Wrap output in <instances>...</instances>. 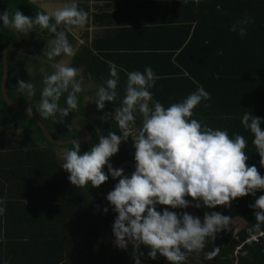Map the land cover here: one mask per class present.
I'll use <instances>...</instances> for the list:
<instances>
[{"label":"trees","instance_id":"16d2710c","mask_svg":"<svg viewBox=\"0 0 264 264\" xmlns=\"http://www.w3.org/2000/svg\"><path fill=\"white\" fill-rule=\"evenodd\" d=\"M7 8H18L28 16L39 10L30 5V0H0V13ZM158 9L162 11L159 15L162 20L146 22L144 25L143 42L135 51L137 53H134L137 58L131 65L122 63V69L117 67L119 95L114 102H106L104 109L114 117L100 124L102 132L105 135L109 131L119 134L115 109L124 95L125 72L138 70V62L142 60L145 64L143 67L151 66L159 77L150 91L153 99L165 107L181 101L199 87L209 92L211 98L202 100L194 109L193 118L213 128L227 129L230 136L234 132L244 135L248 141L245 150L249 155L247 164H255L261 175H264V168L259 164L260 157L252 144L253 135L241 124L245 112L264 118V0H199V3L195 0H164ZM245 15L254 18V22L245 26L247 35L241 37L238 32L230 31V27L235 21L245 18ZM154 30L161 31L156 36L160 38L161 44L153 45ZM35 31L47 33L39 27ZM16 39L8 28H4L0 35V129L1 123L26 131L33 127L35 138L39 141L40 137H46L41 127L28 117L25 94H21V102L16 109L10 107L3 96V51ZM96 48L101 50L102 47ZM86 52L89 54L84 57ZM9 55H12V51ZM94 55L90 47H85L83 53L74 58L72 65L83 66L89 77L99 78L105 73L109 78V63L106 59H115L109 55ZM11 59L7 91L10 100L14 101L20 79L14 74ZM142 68L139 71H143ZM42 87L39 91L35 90V105L40 100ZM78 98L76 110L84 111L82 98ZM64 104V97H61L60 105ZM70 120L65 118L57 126L71 136ZM140 122L141 118L137 115L133 129L138 128ZM261 127L264 128V121ZM1 142L7 143L3 135L0 137ZM96 142L98 135L94 131L92 141L81 143L82 151L88 150ZM38 143L31 139L30 132L23 133L14 142V161L3 165V175H10L14 182L2 183L0 188L5 190L8 187V192H11L10 188L14 186V195H10L14 199H9L3 205L6 212L0 215V264H125L128 251H113V236L108 231L111 223L110 219L108 222L106 220L108 214L103 213L102 204L92 202L85 187L70 185L65 170L62 173L60 170L65 177L57 179L58 163L52 160L48 170L43 153L45 150L38 151L35 148ZM21 146H26L27 150H20ZM134 151L131 138L122 142L119 152L113 156L114 167L117 168L125 160L135 164ZM124 170L130 174V167ZM116 182L109 176V180L102 184L103 192L112 190ZM29 192L32 193L30 196ZM261 194L264 193L257 192L256 196ZM254 199L251 195L238 198L232 201L231 208L217 206L215 209H206L203 205L202 208H187L201 218L205 211H219L229 215L232 220L242 218L245 225L235 236L227 229L221 230L214 241L206 242L202 251L188 255L184 264H264V234L248 232V228L255 223L253 210L248 206ZM13 204L14 215L11 212ZM106 207H109L111 214L114 213L107 200ZM214 247H219V254L214 259H207L205 254ZM245 252L247 255H244ZM166 261L164 257L158 256L152 264H165Z\"/></svg>","mask_w":264,"mask_h":264},{"label":"clouds","instance_id":"9594fccd","mask_svg":"<svg viewBox=\"0 0 264 264\" xmlns=\"http://www.w3.org/2000/svg\"><path fill=\"white\" fill-rule=\"evenodd\" d=\"M79 4L80 0H30V5L39 9L32 16L18 8L0 13L2 29L27 37L39 27L52 34L54 38L47 42L43 52L49 60L67 57L52 65L53 72L43 73V87L35 109L39 116L56 118L57 123H63L78 108V94L84 91L82 70L71 63L79 48L68 39L69 33L75 35V30L83 29L88 22L89 14ZM253 22L254 18L245 15L231 25L230 31L244 37L245 26ZM125 75L124 95L115 109L119 134L109 131L105 135L99 130L98 142L86 151L81 150L79 139H73L72 147L63 151L60 164L68 173L70 185L76 187H100L109 176L118 181L106 194L116 214L111 225L114 245L126 251L131 243L135 249L134 264H142L140 257L145 255L152 260L159 255L170 264H184L188 255L202 251L206 242L214 241L217 233L229 229L232 221L219 211H205L201 218L186 209L202 208L201 205L206 209L231 208L233 200L248 195L255 197L248 205L255 218L248 232L264 234V194L256 196L257 192L264 193V175L255 164H247V139L239 132L230 136L227 129L213 128L193 118L194 109L202 100H209L210 93L199 87L165 107L153 99L150 91L159 78L151 66H145L143 71H126ZM119 82L117 66L110 63L109 78L96 89L94 103L98 111L105 109L106 102L117 99ZM17 85L26 100L35 96L31 81L21 79ZM61 97L64 106L60 105ZM26 111L33 115L31 103ZM137 115L141 122L133 132ZM262 121L264 118L252 112L241 117L244 129L253 135L252 144L260 157V167L264 168ZM129 138L135 150V164L134 171L126 174L123 168L113 167L110 158ZM3 204L0 199V215L6 212ZM108 211L109 207L103 208L105 214ZM141 245L148 249L146 254L139 251ZM219 250L214 247L205 254L206 258L214 259Z\"/></svg>","mask_w":264,"mask_h":264},{"label":"crops","instance_id":"0c3cea01","mask_svg":"<svg viewBox=\"0 0 264 264\" xmlns=\"http://www.w3.org/2000/svg\"><path fill=\"white\" fill-rule=\"evenodd\" d=\"M164 0H80L79 6L88 12V22L83 29L75 30V35L69 33V41L76 47L79 48L77 56L83 53L85 47H90L94 56L109 55L115 59H106L107 63L115 64L117 67L122 69V65H131L135 58L134 53L138 51V47L142 44V36L144 34V25L146 22H155L159 19V15L162 11L158 9V5L163 3ZM152 7V8H150ZM154 15V17H153ZM155 29L157 26L154 27ZM150 32V31H148ZM42 33V32H41ZM45 37H53L50 33H42ZM154 44H161L160 38L156 37L161 34V31L154 30ZM80 40H83V44H80ZM96 46L101 48L98 50ZM88 52L85 53L84 57L88 56ZM92 55V54H91ZM74 61V58H73ZM72 61V64H73ZM138 70L141 69L145 64L141 60L138 62ZM81 69V75L84 77L85 85L93 88H98L101 84L108 79L105 73H102L99 78L94 76H88L83 66H78ZM145 67L142 68L144 70ZM153 69V68H152ZM91 92L87 94L91 95ZM109 116L114 117L108 113ZM3 127V126H2ZM18 129V128H17ZM34 131V130H33ZM2 132L0 133L1 137ZM4 136V135H3ZM29 147H32L31 145ZM35 148L39 151L44 149V146L40 143L35 144ZM20 150H27L26 146L19 147ZM45 161L48 163L46 168L49 170L52 160L60 164L57 155H50L47 149H44ZM41 152V151H40ZM52 158V159H51ZM14 161V144L8 145V143H0V187L2 183H12L14 179L10 175L4 174V164ZM9 167V166H8ZM65 176H62L64 178ZM49 180V177H48ZM11 192L7 189L0 188V199L4 201L3 205H6L9 199H14V186ZM32 193L29 192V196ZM8 206V205H7ZM11 212L14 215V204L11 205ZM14 254V253H13Z\"/></svg>","mask_w":264,"mask_h":264},{"label":"rangeland","instance_id":"374dc122","mask_svg":"<svg viewBox=\"0 0 264 264\" xmlns=\"http://www.w3.org/2000/svg\"><path fill=\"white\" fill-rule=\"evenodd\" d=\"M54 37H45L40 31H34L30 34H28L27 37H24V43L21 46L15 47L12 49V55H11V60L14 64V74L19 77L20 79L28 82H32L35 86V89L39 91L42 85V76L43 73H51L55 69L52 67L53 64L59 63L61 60H66L67 57H56L54 60H49L45 55H43V52L47 50V42ZM73 43V42H72ZM75 58V57H74ZM73 61V58L71 59V63ZM83 87L84 91L80 93L84 98H86V103H87V108H89L91 111L98 112V114H104V118H107V115L103 111H98L96 109L95 105V100H96V87H89L85 85L84 80H83ZM91 92V95L87 94V92ZM3 126V127H2ZM49 126V124H48ZM137 128L133 129V132L136 131ZM135 130V131H134ZM0 131L4 135V138L8 145L14 144V142L18 141L20 139V136L23 133L30 132V137L32 140H35V143H38L39 141L41 144L44 146V149H47L50 153V155H57L60 164L62 163V154L63 151L69 147L67 146H55L52 145L50 146L47 144L44 140L39 138L40 140L38 141L35 138L34 131L32 129L23 130V129H17L16 127H13L10 124L7 123H1V129ZM52 131V130H51ZM0 132V133H1ZM53 132V131H52ZM56 135L55 133H53ZM49 142H51L49 140ZM87 147V145H84ZM72 147V146H71ZM69 147V148H71ZM82 148V145H81ZM60 164H58V177L57 179L62 178V171H64L63 168L60 167ZM61 170V173H60ZM87 190L88 198L92 202H97L102 204V208L106 207V194L104 191L103 185L100 187H91V185L84 186ZM103 192V194L101 193ZM105 195V196H104ZM189 213L192 214V212L188 209H186ZM104 213V212H103ZM108 214L106 220L110 219V223L114 222V216L116 215L115 213L111 214L109 211L106 213ZM105 214V215H106ZM245 225V222L243 221L242 218H235L231 221L229 229H227L233 236L237 234L238 231H240ZM110 234H112V228L108 229ZM113 243V242H112ZM113 251L115 253L122 251V249H119L116 247L113 243ZM128 251V259L125 264H134L133 259H135V255H133V251H135L134 246L130 243L128 245L127 250ZM140 252H144L145 254L147 253L148 249L141 245ZM236 255V252H235ZM159 256V255H158ZM142 264H152L153 260L146 258L145 256L140 257Z\"/></svg>","mask_w":264,"mask_h":264},{"label":"flooded vegetation","instance_id":"af4514ba","mask_svg":"<svg viewBox=\"0 0 264 264\" xmlns=\"http://www.w3.org/2000/svg\"><path fill=\"white\" fill-rule=\"evenodd\" d=\"M4 31V30H3ZM23 37V36H22ZM25 37V36H24ZM23 37V38H24ZM24 43V42H23ZM10 44V43H9ZM8 44V45H9ZM21 46V45H20ZM18 47V46H16ZM15 47H13L12 49H14ZM12 51V50H11ZM11 56L9 55V58ZM19 78V77H18ZM20 79V78H19ZM21 80V79H20ZM36 90V89H35ZM18 91V89H17ZM16 91V92H17ZM22 94V93H21ZM78 96H80L82 98V105L85 107L84 111H81L80 109L78 110H74L72 113L69 114L68 117L71 119L69 124H71L72 129L70 130L69 125L68 128L71 132V136L70 135H66L64 132H62V130L57 126V122H56V118H43L41 116H39L38 114H36L35 109H36V105L34 104V99L35 96L33 97V102H32V108H33V115L37 118H39L40 120H42V122L46 125L47 129L49 130V132L57 139L60 140H71L73 138H83V140L81 141V143H89L90 141H92L93 136H94V131L97 133L96 128L93 124H91V122H94L95 124H98V126L100 127V124H105L108 121H110V119H112V117L110 118L109 114L107 112H105L104 110H102L106 115L107 118H104V114H98V112H93L91 111L89 108H87V103H86V98H84L81 94H78ZM15 99H16V93H15ZM15 103L14 101H11ZM20 102H21V95H20ZM20 105V103H19ZM18 105V107H19ZM34 105V106H33ZM17 107V108H18ZM16 109V108H15ZM35 122V121H34ZM49 124V126H48ZM29 129H33V127H30ZM42 129V128H41ZM101 129V127H100ZM34 130V129H33ZM53 132H52V131ZM86 130H88V133L86 132ZM43 131V130H42ZM102 131V129H101ZM44 133V132H43ZM53 133H55L56 135H54ZM45 135V134H44ZM69 138H66V137ZM46 137V136H45ZM42 140H44L47 144H49L50 146L55 145V146H67L70 144H66V145H61V144H55L52 142H49L48 138H44V137H40ZM68 147V146H67ZM68 147V148H69ZM83 147V146H82ZM82 150V149H81ZM60 162V161H59Z\"/></svg>","mask_w":264,"mask_h":264},{"label":"water","instance_id":"95a60500","mask_svg":"<svg viewBox=\"0 0 264 264\" xmlns=\"http://www.w3.org/2000/svg\"><path fill=\"white\" fill-rule=\"evenodd\" d=\"M3 30H4V28L2 29V22H0V35L2 34ZM13 33L15 34L17 39L12 41L9 45H7L6 48L3 51V60H4L5 71H4V76H3V79H2V90H3V96L6 99L7 103L10 105V107L16 108V107H18V105L20 103L21 92L17 91L16 92L15 103L11 102V100L9 98V95H8V91H7L8 90L7 89V87H8V78H9V74H10L9 52L12 50L13 47L22 45L23 42H24V38L19 33H15L14 31H13ZM32 102H33V97L28 100V103L26 105V109L29 107L30 103H31V106H32ZM28 117L31 120L35 121L42 128L45 136L52 143L66 145V144H70L73 139H79L80 141L83 140V138H73L71 140H60V139H57L49 132V130L47 129L46 125L42 122V120H40L39 118L35 117L34 115L30 116L28 114ZM91 124H93L95 126L96 131H97V135H98L99 134V130L101 131L100 127L98 126V124H95L94 122H91ZM86 132L88 133V130H86ZM110 163L113 165V156L110 158ZM113 167H114V165H113ZM125 167H130V174H131V172L134 171V162L131 161V160H125L121 164H119V166L117 168H123L124 169ZM165 264H170V262L166 261Z\"/></svg>","mask_w":264,"mask_h":264},{"label":"built area","instance_id":"2783aa9c","mask_svg":"<svg viewBox=\"0 0 264 264\" xmlns=\"http://www.w3.org/2000/svg\"><path fill=\"white\" fill-rule=\"evenodd\" d=\"M135 131V130H134ZM256 238V237H255ZM240 249V248H237V250ZM237 250H236V253H237Z\"/></svg>","mask_w":264,"mask_h":264}]
</instances>
